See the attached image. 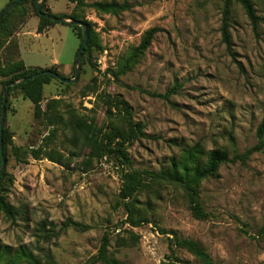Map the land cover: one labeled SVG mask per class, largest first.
Segmentation results:
<instances>
[{
	"label": "rangeland",
	"instance_id": "obj_1",
	"mask_svg": "<svg viewBox=\"0 0 264 264\" xmlns=\"http://www.w3.org/2000/svg\"><path fill=\"white\" fill-rule=\"evenodd\" d=\"M11 1L0 0V10ZM82 1L77 6L79 0H46L44 6L53 14H75L91 22L100 43L81 58L76 82L52 78L43 85L41 109L58 99L50 112L60 115L59 120L37 116L20 90L9 95L4 125L10 142L48 145L63 152L66 161L30 157L20 162L9 143L1 192L16 214H0V241L13 250L25 244L37 254L48 251L59 264H82L97 253L107 232L109 253L129 264H202L187 249L171 248L172 235L160 231L165 229L197 240L218 264H264V148L245 164H222L216 175L201 182L200 200L210 213L206 219L194 217L183 190L169 182L147 181L136 194L134 215L149 220L138 226L126 221L119 197L124 168L159 170L196 143L205 151L227 149L231 157L257 143L264 118V0H252L260 16L257 31L243 7L232 2L234 54L221 36L225 0H115L129 4L116 14L90 6L112 0ZM24 4L28 13L17 11L10 18L12 36L0 48V63L23 59L26 65L53 67L73 77L75 67L67 68L74 64L79 29L58 22L37 33L40 19L31 0ZM152 27L158 30L150 45L116 77L122 60ZM56 59L60 65L51 64ZM176 83L180 88L169 99L153 95ZM1 90L0 77V95ZM104 91L126 100L134 120L144 125V135L124 145L130 158L126 166L114 154L85 164L89 149L78 136V118L94 119L102 127V140L110 138L111 125H123L117 107L114 114L106 112L100 97ZM67 219L88 228L62 227L57 236L38 237L42 221L61 224Z\"/></svg>",
	"mask_w": 264,
	"mask_h": 264
},
{
	"label": "trees",
	"instance_id": "obj_2",
	"mask_svg": "<svg viewBox=\"0 0 264 264\" xmlns=\"http://www.w3.org/2000/svg\"><path fill=\"white\" fill-rule=\"evenodd\" d=\"M26 1L27 0H20L16 6H14L7 14H5L0 19V37H2L0 38V48L4 47V45L7 43L8 37L12 36L13 30L10 28L9 21L11 20L10 18L13 16V14H15L17 11H20L25 16L28 13V9L24 6V3ZM38 1L39 0H31L33 11L40 19L37 27V32L41 33L46 31L49 24L58 23L59 21L41 16L37 11ZM45 1L42 3L41 9L45 12H48L49 9H44ZM233 1L239 3L243 7L248 19L253 26L254 31L258 30L260 21V16L257 14L255 5L252 0H225L222 9V24L220 29L222 41L225 43L226 48L230 54H234V51L232 50V39L230 33L232 11L231 4ZM79 5H84V2L82 0H79L77 6ZM90 6H92L97 12L112 14H116L129 8V4L126 1L118 2L115 0L95 1L92 2ZM4 8L0 10V13ZM63 17L74 19L81 18L79 15L77 16L75 14ZM83 21L87 24L88 42L83 51L82 59L86 53H89L91 55L93 49L100 48L98 34L95 31L93 24L85 19ZM65 24L79 29L78 38L81 39L79 43L80 47L83 41V28L78 25L69 23ZM157 30V27H152L144 33L140 43L135 48H133V50L122 60V64L119 67V70L114 73L116 77L124 73L136 60V58L147 49ZM79 47L75 53L73 67H75L76 64V55L78 53ZM44 69L46 68H42L40 66H27L23 59H18L17 61L6 64L0 63V77L2 84L0 95V114L3 102V93L6 84L13 80L27 78L26 81L11 86L9 89V95L13 90L18 89L25 98H29L33 102L35 106V114L37 116L47 115L46 117H48L50 122H55L57 121V119L59 120L60 115L55 112H50L54 107V104L59 103L58 99L48 101L46 109H41V101L43 99V85L45 83H48L52 78H56L55 76L50 74H38L37 76L33 77V74L39 73ZM47 69L56 72V69L53 67ZM179 88L180 84L176 83L173 87L167 89L166 92L159 94L154 93L153 95L169 99V97L172 94L176 93ZM100 97L104 100L105 104L108 107L106 110L107 113L114 114L113 108L116 107L120 110L119 112L123 113V125H111L110 127L112 128V134L109 135L110 138L102 140L99 135L102 127L97 126L94 119L87 120L83 117L78 118V129L80 130L78 136L81 137L82 143L89 149L85 164L89 165V163H91L95 157L103 158L107 155L114 154L119 162L122 165L126 166L129 163L130 158L126 153L124 145L126 143L130 144L135 139L143 136L144 125L141 122L134 120L130 104L120 96L111 95L110 93L104 91L101 92ZM8 109L9 101H7L6 104V111ZM257 138L258 140L255 145L246 149L244 153H237L232 157L230 156L227 149L214 148L205 151L204 147L200 143H196L192 146L185 147L179 158H172L168 166L160 168L159 170H133L129 167L124 168L121 173L123 183L119 192V197L124 202V206L126 207L128 213L126 221L132 226H138L143 222H149V220L144 216L136 217L133 211V201L136 199L135 196L145 185H147V181L169 182L178 185L185 194L192 215L199 219L208 218L210 216V213L205 210L200 200L199 187L201 182L208 177L216 175L219 167L222 164L228 163L230 161H240L241 163L245 164L253 152L264 148V118L258 126ZM3 139L5 161L9 143L16 160L20 162H28L30 157L35 159L48 158L49 160L61 164L65 163L66 161L63 152L56 150L53 147H49L48 145H43L35 148L31 146L12 144L10 142L11 134L5 127V125ZM5 175L6 170L4 168V171L0 178V214L4 213L7 217L13 218L16 214L14 207L7 200V197L1 192L3 187L2 181L4 180ZM69 226H73L82 230L88 228L87 225L78 221H74L72 219H67L61 224H57L52 220H45L40 223L38 228L39 233L37 235L42 239L46 237L52 238L59 234V231L62 227ZM160 231L161 233H170L172 235V237L169 238L171 248L182 247L187 249L195 257H197L202 264H218L214 260L212 255L207 251V249L197 240L190 237H181L174 230L167 231L165 229H160ZM110 240L111 237L107 232H105L102 236L97 253L88 258L82 264H97L98 262L102 264H129L109 253ZM0 264L59 263L48 251H42L40 254H37L35 250L25 244L13 250L12 246L3 244L0 241Z\"/></svg>",
	"mask_w": 264,
	"mask_h": 264
},
{
	"label": "water",
	"instance_id": "obj_3",
	"mask_svg": "<svg viewBox=\"0 0 264 264\" xmlns=\"http://www.w3.org/2000/svg\"><path fill=\"white\" fill-rule=\"evenodd\" d=\"M20 0H13L12 2H10L4 9L3 11L0 13V19L7 14L14 6L17 5V3ZM45 0H41L40 2L37 3V11L41 16L50 18L52 20H56L59 22H63V23H69V24H73V25H78L81 26L83 28V41L81 46L79 47L78 53L76 55V66H75V72H74V76L73 77H65L60 75L59 73L50 70V69H44L42 71H40L39 73H35L33 74V77L37 76L38 74H50L55 76L57 79L61 80L62 82L65 83H74L78 80L80 71L82 69V53L87 45L88 42V30H87V24L80 19H74V18H64L49 12H45L41 9V5ZM27 78H23L20 80H13L10 81L6 84L5 89H4V93H3V102H2V108H1V114H0V178L1 175L4 171L5 168V157H4V146H3V132H4V123H5V112H6V104L8 101V96H9V89L11 86H14L20 82H24L26 81Z\"/></svg>",
	"mask_w": 264,
	"mask_h": 264
},
{
	"label": "crops",
	"instance_id": "obj_4",
	"mask_svg": "<svg viewBox=\"0 0 264 264\" xmlns=\"http://www.w3.org/2000/svg\"><path fill=\"white\" fill-rule=\"evenodd\" d=\"M46 31H47V30H46ZM37 33H38V32H37ZM51 64H52V65H60V63H59V61H58L57 59L54 60V61H52ZM72 65H73V63H70V64L68 65L67 70H69V69L72 67ZM27 66H30V65L27 64ZM67 70H66V72H67Z\"/></svg>",
	"mask_w": 264,
	"mask_h": 264
},
{
	"label": "built area",
	"instance_id": "obj_5",
	"mask_svg": "<svg viewBox=\"0 0 264 264\" xmlns=\"http://www.w3.org/2000/svg\"><path fill=\"white\" fill-rule=\"evenodd\" d=\"M99 61H101V60H99Z\"/></svg>",
	"mask_w": 264,
	"mask_h": 264
}]
</instances>
